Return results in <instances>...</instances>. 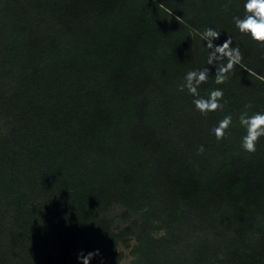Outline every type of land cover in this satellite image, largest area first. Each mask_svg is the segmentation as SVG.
I'll return each mask as SVG.
<instances>
[{
  "label": "trees",
  "instance_id": "trees-1",
  "mask_svg": "<svg viewBox=\"0 0 264 264\" xmlns=\"http://www.w3.org/2000/svg\"><path fill=\"white\" fill-rule=\"evenodd\" d=\"M242 6L0 0V264H264V137L243 152L236 121L264 111V47L233 28ZM206 27L247 70L210 72L225 109L201 116L177 88Z\"/></svg>",
  "mask_w": 264,
  "mask_h": 264
},
{
  "label": "clouds",
  "instance_id": "clouds-1",
  "mask_svg": "<svg viewBox=\"0 0 264 264\" xmlns=\"http://www.w3.org/2000/svg\"><path fill=\"white\" fill-rule=\"evenodd\" d=\"M231 20L233 28L240 36L264 47V0H243L242 11L233 15ZM225 33L216 27H206L199 33L200 40L207 49L206 66L188 70L177 88L179 92L186 91L192 97V110L201 116L225 109L226 100L222 87L211 88L206 95H201V86L208 83L210 72L214 74L215 85H224L230 80L236 67L247 70L242 63L241 50L234 44L233 39L227 35L226 39L219 42ZM251 107L250 104L245 105L244 110L236 117L238 127L243 133L240 136V148L249 154L256 152L259 140L264 137V111L250 112ZM233 124V115L228 113L209 129L210 135L220 141L229 134ZM204 151L203 145L197 149L198 153ZM98 255V249L87 253L81 251L77 255L78 264H91Z\"/></svg>",
  "mask_w": 264,
  "mask_h": 264
}]
</instances>
